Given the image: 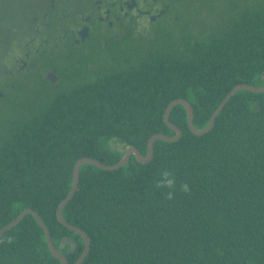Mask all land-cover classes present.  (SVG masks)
<instances>
[{
  "label": "trees",
  "instance_id": "trees-1",
  "mask_svg": "<svg viewBox=\"0 0 264 264\" xmlns=\"http://www.w3.org/2000/svg\"><path fill=\"white\" fill-rule=\"evenodd\" d=\"M219 11L220 27L196 32L171 24L124 65L7 109L0 116V229L34 209L74 264L85 239L59 221L57 210L79 159L119 162L123 152L113 139L147 154L152 135H175L164 118L173 100L192 104L201 129L235 86L264 85V5L231 0ZM164 36L171 39L160 47ZM18 78L0 85V102L10 90L18 91L12 105L21 102ZM170 119L183 135L156 140L150 162L133 155L116 170L82 165L63 210L90 237L82 264H264V93L237 92L203 135L191 131L182 104ZM164 169L177 181L171 200L155 187ZM183 183L190 192L180 190ZM65 237L78 243L72 253L61 244ZM0 264L62 263L29 214L1 237Z\"/></svg>",
  "mask_w": 264,
  "mask_h": 264
},
{
  "label": "flooded vegetation",
  "instance_id": "flooded-vegetation-1",
  "mask_svg": "<svg viewBox=\"0 0 264 264\" xmlns=\"http://www.w3.org/2000/svg\"><path fill=\"white\" fill-rule=\"evenodd\" d=\"M4 1L0 0V26L5 19ZM230 1L16 0L26 15L14 19L12 27L20 28L22 21L26 26L16 41L0 42V73L11 81L22 76L30 79L39 71L37 83L25 85L17 103L29 105L73 86L95 70L124 65L135 51L149 47L145 33L152 38L174 23L194 31L195 24L208 20L200 11L211 4L216 6L212 7L217 10L216 21H221L219 9ZM238 3L264 5V0ZM4 96L0 89V100Z\"/></svg>",
  "mask_w": 264,
  "mask_h": 264
},
{
  "label": "water",
  "instance_id": "water-1",
  "mask_svg": "<svg viewBox=\"0 0 264 264\" xmlns=\"http://www.w3.org/2000/svg\"><path fill=\"white\" fill-rule=\"evenodd\" d=\"M244 90L251 91L254 93H264V85L258 86V85H253L250 83H242V84H238L237 86H235L226 95V97L224 98L222 103L215 110V112L213 113L208 125L201 128V129H198L194 125V108H193L192 104L187 99H184V98L175 99L169 104V106L167 107L166 112L164 114V118H165L166 123L168 124L169 127H171L175 131V135H165V134L153 135L148 141V152H147V154H143L136 146H133V145H127L123 149L119 145L118 146L119 148H116V149L122 150L123 157L119 162H117L115 164H106V163H103L102 161L95 159V158H92V157H83L76 162L74 170H73V185H72L71 191L66 196V198L60 203L58 210H57V216H58L59 221L63 225H65L67 228H69L72 231L76 232L77 234L81 235L85 239L84 251L81 254V256L79 257V259L74 264H82L85 261V259L87 258L89 251H90V247H91V240H90V237L88 236V234L85 231H83L81 228H79L78 226H75V225L71 224L70 222H68L63 215V210H64L65 206L72 200V198L74 197L75 193L78 190V186L80 183V169H81L82 165L86 164V163H90L92 165H95V166L102 168V169H105V170H116V169H119V168L127 165L130 158L133 155L137 158V160L139 162L148 163L154 157V143L156 140L161 139V140H165V141H169V142H174V141L179 140L183 135L182 129L180 127L176 126L170 119L172 110L174 109L175 106H177L179 104H182L185 106L187 113H188L189 128L191 129V131L194 134L203 135V134L209 132L210 130H212V128L215 125L217 116L225 108L226 104L229 102V100L232 98V96L235 95L237 92L244 91ZM29 214L32 215L36 219V221L39 223V225L44 230V232L46 234V238H47V243L49 245L50 253L54 257L58 258L62 264H71V263H69L67 257L55 246V244L52 240V237H51L50 230L47 228L44 220L39 216V214L34 209L27 208V209L23 210L21 212V214L16 219H14L10 223H8L4 227H2L0 229V239L9 229L18 225ZM61 244H62V246H66L68 244L70 245V249L68 251L69 253H72L73 251H75V249L77 248V245H78L77 241H75L71 237H65Z\"/></svg>",
  "mask_w": 264,
  "mask_h": 264
},
{
  "label": "rangeland",
  "instance_id": "rangeland-1",
  "mask_svg": "<svg viewBox=\"0 0 264 264\" xmlns=\"http://www.w3.org/2000/svg\"><path fill=\"white\" fill-rule=\"evenodd\" d=\"M3 13L5 14V19L3 21V25L0 26V42L6 43L10 40L16 41L19 36L22 29L25 28L26 23L25 21L21 22L20 28L15 29L12 27V23L14 19L24 18L26 15L25 8H20L16 0H5L2 7ZM200 13H204L206 16H208V20H204V23H198L195 24L194 31H200L201 29L211 30L217 27H220L221 24L215 23L217 15V10L212 7H205L202 8ZM146 38V45L150 46L151 42L150 40L153 38L148 37V33L144 34ZM203 36V35H202ZM171 39V36H164L158 41V46H162L163 44L169 43ZM0 56H1V49H0ZM39 71L36 70L33 72L30 79H24L22 77H19V82L22 85L19 92H21L24 89V86L27 84L34 85L37 83ZM8 78L0 73V81H5ZM0 85H5L3 82H0ZM16 90H10L11 98L6 100L5 103L0 102V116L5 113L7 109L12 110V112H16L18 109V106L12 105V98L13 94L17 93ZM153 136V135H152ZM118 141L116 139H113L110 144H116L115 148H119L118 146L121 145L120 143H117ZM123 149V148H122Z\"/></svg>",
  "mask_w": 264,
  "mask_h": 264
},
{
  "label": "clouds",
  "instance_id": "clouds-1",
  "mask_svg": "<svg viewBox=\"0 0 264 264\" xmlns=\"http://www.w3.org/2000/svg\"><path fill=\"white\" fill-rule=\"evenodd\" d=\"M122 147V145H120ZM177 184L176 178L173 172L164 169L159 174V179L156 181L155 187L160 190H167L163 194L166 196L167 199L171 200L174 197L173 190ZM180 190L184 193L190 192V187L188 183H183L180 185Z\"/></svg>",
  "mask_w": 264,
  "mask_h": 264
}]
</instances>
